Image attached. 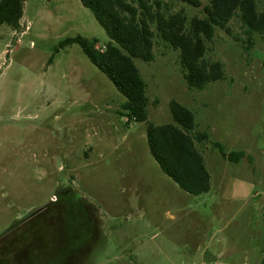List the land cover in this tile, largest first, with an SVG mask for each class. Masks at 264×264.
<instances>
[{
  "label": "rangeland",
  "instance_id": "374dc122",
  "mask_svg": "<svg viewBox=\"0 0 264 264\" xmlns=\"http://www.w3.org/2000/svg\"><path fill=\"white\" fill-rule=\"evenodd\" d=\"M156 1L188 19L208 4ZM229 28L206 54L226 78L204 91L188 86L155 26V60H134L148 123H173L177 102L209 136L197 147L211 189L193 196L162 172L148 123L130 120L80 46L59 48L78 36L102 50L110 41L80 0H26L20 29L0 27V239L32 219L43 227L22 264H264V36L250 46L237 17ZM215 143L246 157L232 163Z\"/></svg>",
  "mask_w": 264,
  "mask_h": 264
},
{
  "label": "trees",
  "instance_id": "16d2710c",
  "mask_svg": "<svg viewBox=\"0 0 264 264\" xmlns=\"http://www.w3.org/2000/svg\"><path fill=\"white\" fill-rule=\"evenodd\" d=\"M192 8H201L200 0H177ZM26 0L0 1V27L20 29ZM90 10L106 32L109 43L104 50L98 40L81 36L61 42L59 48L78 45L91 63L114 84L126 98L122 106L130 120L148 123L147 85L134 60L146 63L155 60L156 28L158 37L180 53L183 77L188 86L204 91L210 84L224 81V64L206 59L207 44L218 31L230 33L229 24L237 17L246 29L252 45L254 35L264 36V13L259 12L256 0H208L205 17H188L179 12L167 14L156 0H80ZM173 123L161 126L147 124L150 153L162 172L178 187L193 196L209 193L211 176L197 145L209 140L206 133L197 131L194 114L177 102L170 104ZM232 163L246 157L244 152L226 154L219 143L214 145ZM42 225L34 219L18 226L11 235L0 239V264L32 262L34 245L31 242Z\"/></svg>",
  "mask_w": 264,
  "mask_h": 264
}]
</instances>
